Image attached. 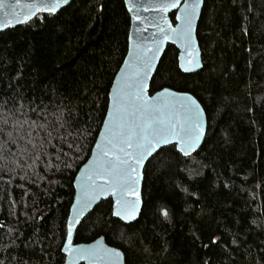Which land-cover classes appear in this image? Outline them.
<instances>
[{"label": "trees", "instance_id": "obj_1", "mask_svg": "<svg viewBox=\"0 0 264 264\" xmlns=\"http://www.w3.org/2000/svg\"><path fill=\"white\" fill-rule=\"evenodd\" d=\"M129 24L123 0H73L0 31V264L63 263L73 179ZM197 39L202 68L181 72L168 44L150 93L193 94L207 116L202 145L188 156L158 150L144 166L138 219L125 224L102 200L74 242L102 235L125 264H264V0H204Z\"/></svg>", "mask_w": 264, "mask_h": 264}, {"label": "water", "instance_id": "obj_2", "mask_svg": "<svg viewBox=\"0 0 264 264\" xmlns=\"http://www.w3.org/2000/svg\"><path fill=\"white\" fill-rule=\"evenodd\" d=\"M72 1L73 0H68L67 3L61 4L55 13L70 4ZM123 1L130 20L127 51L122 63L113 77L111 86L109 88L107 109L91 148L90 154L86 161L79 167L73 179L74 193L66 221L65 240L61 248V251L64 255V261L62 264H93V260L89 258L87 253L84 254V259H80L75 252L66 249L65 244L69 243V241V247L72 249H108L115 253H119L118 257L112 256L104 259H96L94 264H125L124 253L120 249L109 245L106 242L104 236H98L90 242H74V236L78 225L100 201L110 198L112 203V213L114 210H116L117 196L113 193L111 188L107 189L102 195L91 198L90 203L85 207L82 202V185L84 183V177L87 170L93 166L92 162L97 159V145H103L107 143L109 126L115 113V97H117L120 91L124 89L127 84L138 81L140 78H142L141 95L145 100L163 101L170 100L174 96L181 97L184 95L191 97L201 109V118L204 126V136L202 137L197 148L193 150L191 154L195 153L200 148L206 136V112L202 104L193 94L185 91H176L168 87H164L153 93H150V84L152 78L168 44L173 45L178 51L177 63L181 72L191 74L202 68V52L197 39V26L201 16L204 0H200L196 14L193 17L190 47L186 46V42L184 40L170 31V28L176 29L180 25V21H178L176 17L183 10L184 0H180L178 7H169L167 11H162L160 6L170 4L174 2V0ZM40 2H51V0H19V4H17V0H3L4 7L0 8V31L26 24L39 14H49L48 12H37L35 9H31L33 14L29 19L25 20V15L29 12V8L26 6ZM192 2H194V0H188V3ZM171 13H174V22L171 19ZM161 29L164 30L163 33L160 31ZM165 35L168 36V39L164 38ZM147 60H150V67L146 66L145 62ZM185 68L190 70L185 71ZM137 73L140 74V77L137 76ZM165 89L168 90L167 93H165ZM131 91L135 93L137 89L132 88ZM137 115L139 116V114ZM106 121L108 123H106ZM167 145H175L176 150L181 153L178 149L176 141L172 140V142L169 144L154 147L151 150V154L146 156L143 164L137 169L140 177L137 184V188L140 192V200L136 206L134 218L125 221L124 219L112 214L114 218H117L125 224L133 223L138 219L143 207L142 185L144 179V166L158 150ZM97 183H103V181L98 180ZM128 199L135 200V197L130 196ZM69 224L72 225L71 237L68 235Z\"/></svg>", "mask_w": 264, "mask_h": 264}, {"label": "snow or ice", "instance_id": "obj_3", "mask_svg": "<svg viewBox=\"0 0 264 264\" xmlns=\"http://www.w3.org/2000/svg\"><path fill=\"white\" fill-rule=\"evenodd\" d=\"M67 2L68 0H51V2L27 5L29 12L25 15V20L33 14L31 9L52 14L61 4ZM179 3L180 0H174L160 7L162 11H167L169 7H178ZM199 3L200 0H194L192 3L184 0L183 10L176 17L180 25L176 29L170 28V31L184 40L188 47L191 46L192 21ZM2 7H4L3 0H0V8ZM160 31L164 32L163 29ZM164 38L168 39V36L165 35ZM145 63L150 67V60ZM137 76L140 77V74L137 73ZM132 88H136L137 91L133 93ZM164 91L167 93L168 90ZM141 93L142 78L127 84L115 97V113L109 126L107 143L97 145V159L87 170L82 185V202L85 207L90 203L91 198L102 195L111 188L117 196L116 210L112 214L125 221L134 218L140 200V192L137 188L140 177L137 169L143 164L146 156L151 154V150L175 140L179 151L188 156L197 148L204 136L201 109L191 97L174 96L170 100L154 101L145 100ZM98 180L103 183H97ZM130 196L135 197V200L128 199ZM161 214L166 217L167 211L161 209ZM71 230L72 225L69 224V237ZM215 242L216 240L213 239L212 243ZM69 244L70 241L65 244L66 249L75 252L80 259H84V254L87 253L93 264L96 259L119 256V253L108 249H72Z\"/></svg>", "mask_w": 264, "mask_h": 264}]
</instances>
